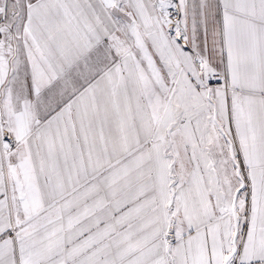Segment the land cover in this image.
I'll use <instances>...</instances> for the list:
<instances>
[{"label": "snow or ice", "instance_id": "1", "mask_svg": "<svg viewBox=\"0 0 264 264\" xmlns=\"http://www.w3.org/2000/svg\"><path fill=\"white\" fill-rule=\"evenodd\" d=\"M0 264H264V0H0Z\"/></svg>", "mask_w": 264, "mask_h": 264}]
</instances>
